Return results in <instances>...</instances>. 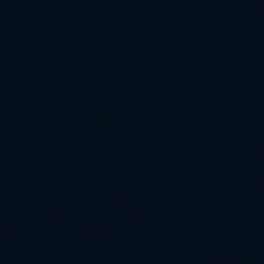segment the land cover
<instances>
[{
	"label": "water",
	"instance_id": "water-1",
	"mask_svg": "<svg viewBox=\"0 0 264 264\" xmlns=\"http://www.w3.org/2000/svg\"><path fill=\"white\" fill-rule=\"evenodd\" d=\"M0 264H264V0H0Z\"/></svg>",
	"mask_w": 264,
	"mask_h": 264
}]
</instances>
